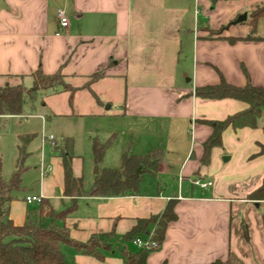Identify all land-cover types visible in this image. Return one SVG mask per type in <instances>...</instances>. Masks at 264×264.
<instances>
[{"label":"crops","instance_id":"obj_1","mask_svg":"<svg viewBox=\"0 0 264 264\" xmlns=\"http://www.w3.org/2000/svg\"><path fill=\"white\" fill-rule=\"evenodd\" d=\"M246 2L0 0V86L33 84L38 68L47 74L61 71L76 91H46L44 106L50 98H62L65 112L52 110L54 116H88L108 125L105 138L98 128L89 133L86 150L77 137L57 140L62 146L73 138L72 168L85 190L96 174L89 148L93 139L116 135L103 167H120L126 152L164 150L158 174L145 176L138 195L76 199L71 213L58 221L73 239L87 242L93 235L114 234L104 260L62 245L70 264H124L121 250H129L124 234L138 218L161 212L171 199L177 219L168 224L160 248L148 254L149 264H264V200L248 199L264 178V153L259 154L264 131L226 128L222 146L214 147L204 164L203 143L212 129L200 120L224 119L247 105L195 94L198 86L219 83L221 75L231 84L245 85L244 67L254 84L264 86V40L230 42L229 37L247 36L243 23L235 22L219 35L208 30L234 21L246 11ZM58 9L69 17L59 35ZM95 74L100 76L92 80ZM42 165L48 173L38 186H24V194L11 203L10 217L17 225L35 219L39 209L26 202L27 195H40L57 211L72 204L64 193L62 156L52 154L49 146ZM165 175L177 177V187L162 180ZM197 178L213 184L202 188L194 183ZM149 231L153 233L152 226Z\"/></svg>","mask_w":264,"mask_h":264},{"label":"trees","instance_id":"obj_2","mask_svg":"<svg viewBox=\"0 0 264 264\" xmlns=\"http://www.w3.org/2000/svg\"><path fill=\"white\" fill-rule=\"evenodd\" d=\"M261 20H264V0L250 11L247 20L242 22L249 27L247 36L229 37L228 39L232 43L237 40H264V36L257 33ZM236 21L237 18L215 31L208 30L213 31L212 35H219ZM243 69L247 79L243 86L231 84L221 75L219 83L195 88V94L202 98H233L247 105L245 109L229 114L224 119L200 120L212 129L210 136L203 143L202 162L204 164L210 162L212 149L222 146V135L226 128L250 127L262 128L264 131V86L254 84L248 70L245 67ZM64 76L61 71L47 74L42 68H38L32 74L33 84L29 89L22 85L0 86V116L20 114L24 104L33 103L37 93L41 90L68 91L72 94L76 88L64 82ZM99 76V74L93 75L92 80ZM58 85H62L61 89L57 88ZM28 139L27 137L20 138L19 156L12 175L4 178L0 173V264H70L62 250V245L73 246L81 253L104 260V251L111 249L109 237L114 233L105 236L93 235L87 242H80L73 239L67 228L61 226L58 221L64 220L71 213L75 208L76 199L82 195L104 197L138 195L145 176L158 174L164 159L163 148H152L145 154L126 152L122 156L120 167H103L101 164L106 152L114 144L116 135H112L105 141L95 138L92 149L99 172L95 174L90 189L85 190L83 178L75 176L72 168L73 138H66L62 146L57 144L51 147V153H56L63 158L64 193L72 199L71 206L57 211L49 200L42 198L38 209L39 217L29 218L24 224L17 225L10 217V207L13 200L17 198L18 192L24 188L23 176L27 169L25 160L28 156L26 150ZM259 145V154H263L264 144ZM248 199L264 200V178L261 185L248 194ZM175 203L176 201L171 199L161 212L149 217L138 218L136 224L124 234V240L132 242L136 237L148 235L152 226L155 238L161 246L168 224L177 219ZM245 234L247 236V230ZM121 251L124 264H149L147 257L151 251L140 249V251L132 252L126 247H123ZM211 264H221V262L218 260Z\"/></svg>","mask_w":264,"mask_h":264},{"label":"rangeland","instance_id":"obj_3","mask_svg":"<svg viewBox=\"0 0 264 264\" xmlns=\"http://www.w3.org/2000/svg\"><path fill=\"white\" fill-rule=\"evenodd\" d=\"M245 1H247V9L243 13L247 12L248 17L250 11L257 4L263 2V0ZM212 32L209 33L212 35ZM257 33L260 36H264V20L259 22ZM64 82L72 86L67 80L66 76H64ZM17 85H22L26 89L32 87L31 83H29V85L25 83H19ZM61 87L62 85L57 86L58 89H61ZM46 91L49 92V90L39 91L37 93L36 100L33 103H25L20 114L0 116V173L4 178H9L15 169L19 155L18 145L21 143L20 136L25 135L31 137V141L27 138L28 142L30 141V143L26 148L28 156L25 160V165L27 169L23 176V185L26 186L28 190L37 187L41 178L44 176L42 160L45 152L49 149L50 143L43 142V135H53L56 138L55 142L57 144H59L58 141H62L66 135H71L75 139L77 137L81 148L86 150L89 143V133L95 128H98L99 132L101 133L100 137L105 138L104 136L106 134L104 132L107 131L106 129L108 128L107 124H102L104 122H99L98 124L94 123L92 118L88 116H85L81 119L61 118L60 116H54L52 114V110L56 112H65V106L62 98L58 97L48 99V105L44 106L42 99H44ZM67 132H73L75 135L73 133ZM89 148H92L91 145H89ZM97 166L98 165H94L93 172H95ZM162 180L168 184H172V187H177L178 185L177 177L174 178L170 175H165ZM87 182L88 181L85 179V183ZM18 194H24V191L22 190L18 192ZM34 217L35 219L39 217V211L35 212ZM128 247L129 250L135 251L137 246H134L133 243L129 242Z\"/></svg>","mask_w":264,"mask_h":264},{"label":"built area","instance_id":"obj_4","mask_svg":"<svg viewBox=\"0 0 264 264\" xmlns=\"http://www.w3.org/2000/svg\"><path fill=\"white\" fill-rule=\"evenodd\" d=\"M57 15L59 20V30L56 32V34L59 35L61 34L62 30L66 29L69 26V17L63 9H58ZM42 140L43 142H49L51 147L57 145V143L55 142L56 138L53 135H43ZM43 170L44 175H46L48 173V170L44 167ZM194 183L198 184L202 188H207L208 186L213 184L212 181H203L200 178L195 179ZM25 200L28 204H39L42 200V197L40 195H27ZM132 242L141 249H146L148 251H153L160 247V243L155 238L154 233L136 237Z\"/></svg>","mask_w":264,"mask_h":264},{"label":"water","instance_id":"obj_5","mask_svg":"<svg viewBox=\"0 0 264 264\" xmlns=\"http://www.w3.org/2000/svg\"><path fill=\"white\" fill-rule=\"evenodd\" d=\"M247 18H248V13L245 12V13L239 15V17L237 18V21L236 22L237 23H242V22L246 21ZM98 172H99V168L97 166L96 169H95V173L97 174Z\"/></svg>","mask_w":264,"mask_h":264}]
</instances>
